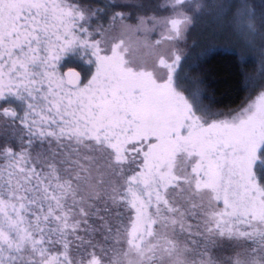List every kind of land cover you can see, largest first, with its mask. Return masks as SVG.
Returning <instances> with one entry per match:
<instances>
[{
	"label": "snow or ice",
	"instance_id": "obj_1",
	"mask_svg": "<svg viewBox=\"0 0 264 264\" xmlns=\"http://www.w3.org/2000/svg\"><path fill=\"white\" fill-rule=\"evenodd\" d=\"M205 13L261 41L238 102L188 64ZM0 135V264H264V0H0Z\"/></svg>",
	"mask_w": 264,
	"mask_h": 264
},
{
	"label": "rangeland",
	"instance_id": "obj_2",
	"mask_svg": "<svg viewBox=\"0 0 264 264\" xmlns=\"http://www.w3.org/2000/svg\"><path fill=\"white\" fill-rule=\"evenodd\" d=\"M75 2L81 5H88L89 7H94L96 5L104 6L108 3V0H75ZM119 2V0H118ZM154 2V0H153ZM205 6L212 5L217 2L223 3H235L236 0H199ZM253 2L259 5L260 0H253ZM104 19L107 20L106 13L104 14ZM209 43L217 44L222 48L234 49L251 59H256L257 61V72L261 71L260 56H259V45L261 41L259 38L256 39V47L253 48L248 38L245 34L236 29L233 25L230 14L225 15L221 19H217L215 16L205 13L199 17V22L195 28L191 29L187 35V40L184 43V47L188 50V57L190 58L193 52L202 45H207ZM224 44V45H222ZM211 46V45H209ZM224 46V47H223ZM215 47V46H213ZM90 55L88 52L77 48L75 50L69 51L61 59L60 68L61 70L71 66L82 70L85 74L90 72L94 67L93 64L86 62V58ZM129 55L136 56V52H131ZM189 60V59H188ZM5 138L0 135V146L5 143ZM13 146H17L16 140L10 141Z\"/></svg>",
	"mask_w": 264,
	"mask_h": 264
},
{
	"label": "trees",
	"instance_id": "obj_3",
	"mask_svg": "<svg viewBox=\"0 0 264 264\" xmlns=\"http://www.w3.org/2000/svg\"><path fill=\"white\" fill-rule=\"evenodd\" d=\"M193 61L203 77L211 84L212 92L217 97L227 96L233 102H238L245 94L240 90L239 84L238 73L241 68L245 72H257L256 59L244 55L242 61L240 52L213 43L199 46L189 58L188 64L191 65Z\"/></svg>",
	"mask_w": 264,
	"mask_h": 264
}]
</instances>
